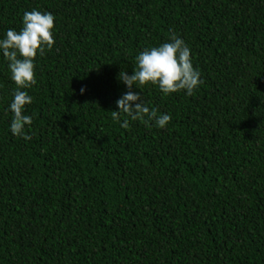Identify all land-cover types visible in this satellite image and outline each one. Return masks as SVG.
Here are the masks:
<instances>
[{
  "label": "trees",
  "instance_id": "1",
  "mask_svg": "<svg viewBox=\"0 0 264 264\" xmlns=\"http://www.w3.org/2000/svg\"><path fill=\"white\" fill-rule=\"evenodd\" d=\"M33 9L30 140L0 52V264H264V0H0V39ZM173 33L203 83L133 86L171 120L121 128L119 73Z\"/></svg>",
  "mask_w": 264,
  "mask_h": 264
},
{
  "label": "clouds",
  "instance_id": "2",
  "mask_svg": "<svg viewBox=\"0 0 264 264\" xmlns=\"http://www.w3.org/2000/svg\"><path fill=\"white\" fill-rule=\"evenodd\" d=\"M55 17L49 12L33 9L25 11L22 17V28L19 31L9 29L6 36L0 39V52L8 62L11 79L17 91L13 94L9 110L13 114L10 124L14 136L30 140L25 133L26 126L33 123L32 117L25 114V106L32 103V97L26 91L36 85L35 58L43 56L55 44L53 29ZM136 69L131 76L125 71L119 73V80L129 89L116 101L118 111L111 112L114 121L127 129L130 121H139L146 126L165 128L170 122L168 114H158L155 108L147 107L141 96L131 91L133 86H157L160 93L167 96L184 91L192 96L203 81L200 72L193 67L191 50L176 34L170 35V42L159 46L145 48L136 57ZM81 89V93H83ZM140 101L139 103H136ZM135 105L134 107L132 105Z\"/></svg>",
  "mask_w": 264,
  "mask_h": 264
}]
</instances>
